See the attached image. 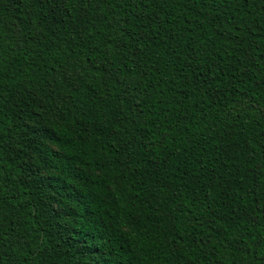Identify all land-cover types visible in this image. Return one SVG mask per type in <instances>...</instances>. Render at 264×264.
Returning <instances> with one entry per match:
<instances>
[{
  "label": "trees",
  "instance_id": "16d2710c",
  "mask_svg": "<svg viewBox=\"0 0 264 264\" xmlns=\"http://www.w3.org/2000/svg\"><path fill=\"white\" fill-rule=\"evenodd\" d=\"M0 264H264V0H0Z\"/></svg>",
  "mask_w": 264,
  "mask_h": 264
}]
</instances>
